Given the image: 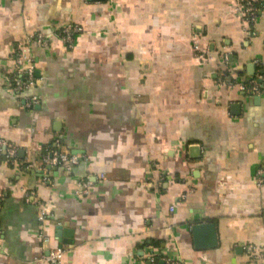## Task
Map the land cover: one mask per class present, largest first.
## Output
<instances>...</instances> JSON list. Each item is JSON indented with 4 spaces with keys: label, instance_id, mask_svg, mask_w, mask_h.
Returning <instances> with one entry per match:
<instances>
[{
    "label": "crops",
    "instance_id": "crops-1",
    "mask_svg": "<svg viewBox=\"0 0 264 264\" xmlns=\"http://www.w3.org/2000/svg\"><path fill=\"white\" fill-rule=\"evenodd\" d=\"M239 1L0 0V140L17 149L0 150V264L56 247L61 264H264V94L226 83L264 76V0L253 22ZM69 24L73 47L30 39ZM22 55L36 84L19 92ZM47 147L82 158L48 165Z\"/></svg>",
    "mask_w": 264,
    "mask_h": 264
},
{
    "label": "built area",
    "instance_id": "built-area-1",
    "mask_svg": "<svg viewBox=\"0 0 264 264\" xmlns=\"http://www.w3.org/2000/svg\"><path fill=\"white\" fill-rule=\"evenodd\" d=\"M261 8L260 0H241L238 3V14L248 22H253L256 19L257 13ZM83 31V27L78 24H69L65 27L53 32L50 35H45L44 33H38L34 37L31 36V40L37 41L38 43H45L48 39L53 36H59L63 39L69 47L74 46L75 35ZM227 60V56L225 57ZM17 70L12 75L14 89L16 91L22 92L27 91L35 87V65L33 59L27 55L19 56L16 61ZM26 66V68H24ZM238 78L232 77L226 81V83L231 86H239L243 91L248 93L262 95L264 94V76L260 78L250 79L249 82H238ZM40 103V99L37 95H26L23 98V104L26 108H32ZM5 148L7 150L8 159H14L17 154L16 147L8 143V141L0 140V150ZM82 156L77 154H68L61 150H55L51 147L46 148V154L44 156V162L48 165H65L67 168L71 169L74 165L79 163ZM256 178L259 185L264 184V165L258 168L256 172ZM92 185L91 181L83 182V192L87 193L89 187ZM48 213L45 210H41L40 219L45 220ZM65 251L62 247L52 248L48 253L42 257V261H46L49 264H61ZM167 264H174L173 261H168Z\"/></svg>",
    "mask_w": 264,
    "mask_h": 264
},
{
    "label": "water",
    "instance_id": "water-1",
    "mask_svg": "<svg viewBox=\"0 0 264 264\" xmlns=\"http://www.w3.org/2000/svg\"><path fill=\"white\" fill-rule=\"evenodd\" d=\"M213 225L212 224H200L194 227L195 235L197 238H208L207 242L209 245H212L216 242L215 235L213 234ZM205 243V244H206Z\"/></svg>",
    "mask_w": 264,
    "mask_h": 264
}]
</instances>
